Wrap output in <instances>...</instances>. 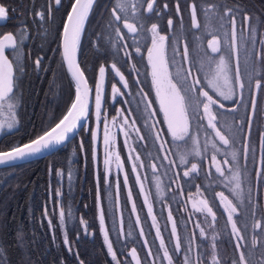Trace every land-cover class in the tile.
<instances>
[{"label": "trees", "instance_id": "obj_1", "mask_svg": "<svg viewBox=\"0 0 264 264\" xmlns=\"http://www.w3.org/2000/svg\"><path fill=\"white\" fill-rule=\"evenodd\" d=\"M71 0H61V5H54L51 9L47 8L45 0H24L19 4V0H13L14 7L17 11L22 12L19 16L26 28L19 29L20 36L14 30L21 24L16 23V18L11 16L5 23L0 26V36L6 30H11L15 36L16 48H5V54L13 66V93L11 97L15 100V117L18 126L9 132L0 135V148L9 147L22 141L28 140L34 136L37 131L51 122L63 108L69 95L68 80L61 66V56L58 46V38L65 16ZM147 0H104L105 10L94 16L92 23L88 28V40L90 42L89 49L81 58L84 69L90 74L91 66L93 70L97 63L104 58H117L118 53L114 52L118 41L117 29L121 30L120 22H116L114 13L111 9H116V14L122 19H127L137 25L138 41L142 47L148 40V25L153 21H160L159 26L162 31H167L165 19L172 17V33L168 36V50L172 52L175 48L176 54L183 58L181 45L186 41L190 46L206 53L204 45L205 38L215 30H222L227 44L229 43L226 33L229 31L227 21H224V27L220 28L219 16L223 15L225 8H234L237 5L241 7V14L245 10L251 16L259 14L264 18V0H179L180 11L176 12L177 0H156L153 5L154 9L159 8V14L155 12H146ZM195 3L197 6V21L200 28L192 25L190 15V5ZM30 3V4H29ZM135 3L137 11L133 14L131 5ZM168 7L165 9L164 4ZM124 5L127 11H122L118 5ZM25 5H28L25 9ZM37 6L44 8V19L35 17V9ZM24 8V9H23ZM203 10H208L207 15ZM262 10V12L260 11ZM259 11L262 13H259ZM20 13H17L19 15ZM28 19V21H27ZM29 31V37L26 39L28 44H24L21 49V42L24 40V32ZM17 29V28H16ZM34 32L35 36L31 39ZM192 43V44H191ZM30 46L28 48V46ZM109 45V57L97 55V50L105 49L101 46ZM193 48V47H190ZM18 53L19 60L15 54ZM49 57H53V62L46 63ZM40 59V65L36 66L35 60ZM60 59V62L58 61ZM84 60L85 63L82 61ZM22 69V70H21ZM46 69V70H45ZM26 83L28 84L26 96ZM24 93L18 94L19 90ZM17 96V97H16ZM44 102V104H43ZM41 105L43 114L41 112ZM48 161L45 158H37L27 162L17 163L14 165L0 167V264H26V259L30 264H39L34 258L30 262L27 258L25 247H19L17 242L18 233L22 232V228H28L27 220L33 219L34 236L42 241V246L36 251L37 257L40 258V264H114L112 258L107 254L102 238L100 236L98 225L94 214V195L93 182L91 178L85 179L76 172L70 171L65 173L66 192L73 188L74 194L70 199H64L66 211V229L65 233L69 241V249L62 251V255H54L50 251L54 248L48 236H41L42 231L39 227L38 217L40 214V203L46 196V186L50 182L48 173ZM17 169H20L16 172ZM64 172V171H63ZM69 173V174H68ZM68 174V178H67ZM71 184H73L71 186ZM35 193L32 194V191ZM87 197V199H86ZM80 198L84 200L80 201ZM35 203V207L32 203ZM109 208V223L112 232L116 231L114 223V202L107 199ZM88 214V216H85ZM36 218V219H35ZM35 219V221H34ZM82 219L91 222L87 228L93 231L83 230L81 224ZM31 220L29 223L31 224ZM114 225V226H113ZM131 241L138 240L136 230L131 228ZM116 240L119 238L116 233H112ZM130 235L127 236L126 242L129 243ZM47 243V244H46ZM17 244V245H16ZM39 241L37 245L39 246ZM56 247V242L53 244ZM118 258L121 264H131L125 255V244L114 241ZM47 246V249L45 248ZM58 248V247H57ZM22 249V250H21ZM55 252V251H54ZM57 252H55L56 254ZM124 257V259H123Z\"/></svg>", "mask_w": 264, "mask_h": 264}, {"label": "rangeland", "instance_id": "obj_2", "mask_svg": "<svg viewBox=\"0 0 264 264\" xmlns=\"http://www.w3.org/2000/svg\"><path fill=\"white\" fill-rule=\"evenodd\" d=\"M45 2L47 4V8L51 9V7L48 3V0H45ZM19 4H20V1H19ZM27 6L28 5H25V9ZM260 11L262 12V10H260ZM260 11H259V13H261ZM39 12L44 13V8L43 7L40 8V6L36 7L34 14H35V17L38 19H40L39 15H38ZM242 14H243V12H242ZM252 17H255V20L253 21V23L256 26V32L253 34L251 29L247 25L244 27V29H241L240 18L238 16L237 26H236V38L234 41L236 51L225 54V58L229 62V65H230L229 75L231 76L234 84H235L236 65H237L236 61H237V55L239 53V50L241 52H247V51L251 50L255 44H258V48H259L258 52L264 53V44L261 43V40H264V18L261 17L259 14H255ZM168 19H171V18L165 19L166 23H167ZM27 21H28V19H27ZM160 23H161L160 21L156 22V24H158V30H159L160 34H163L161 32V27L159 26ZM14 30L17 32L14 34H18L20 36V33H19L20 30L16 29L15 27H14ZM229 30H230V28H229ZM29 31H30V29L28 28V31H27L28 37H29ZM10 33H6V34H10ZM6 34H3L0 37V42H2L4 44V46H8V44H9L8 41L3 40V36ZM34 36H35V34L33 32L32 35L30 36L31 39L34 38ZM213 37L214 36L210 37L208 42L211 41L213 39ZM249 37L253 38L254 43H253V40L249 39ZM135 41L143 42L142 40L138 41V38H136V37H135ZM115 43L116 42H114V44ZM230 43H233L231 40V30H230ZM230 43H229V45H230ZM119 46L121 48H124L125 51L131 53V57H129V59H130L129 65L133 68V73H132V76L134 75L133 79L136 82H138L139 74L140 73L142 74L143 71L140 70L138 72L136 67L134 66L135 57L140 58L141 55H143L144 58L147 60V48L151 47V32H150V36H149V41L145 44L144 48L140 47V49H141L140 54H136V52H135V48L137 46L133 47V51H132V48L128 47L126 44V41H124V40H122L120 42ZM184 46H185L184 44L181 45L182 54H183ZM101 47L105 49V53L99 49V50H97V55L109 57L110 55L108 54V52L110 50V46L109 45H103ZM190 47L191 46L188 47L189 57H188L187 61L184 60L183 58H180L176 54L175 48L172 50L171 58H172V62H173V68H174L175 76H176L177 70H179L181 75H183L184 70L189 67V60L191 59L192 61H195L197 66L201 69L202 75H203L205 82L207 84L208 80L211 79V77L213 75V72L215 69V63L219 62L220 54L219 53H212L211 48L208 47V53L195 52V54L192 57V55L190 53ZM87 50H90L88 44H86L84 47V53ZM84 53H83V55H84ZM166 53H168L167 48H166ZM15 56H16L17 60H19L18 53H16ZM231 56L234 60V70H233V65L231 64ZM248 57L249 56H247L246 59H248ZM123 59H124V56L122 55L121 57L118 58V62L123 64L124 66H126L128 68V63L123 62ZM250 60L254 65H256V66L259 65V61L254 60V59H250ZM53 61H54L53 57H49L46 60V63H51ZM58 61L60 62V59H58ZM61 61H62V58H61ZM82 61L85 63L84 60H82ZM53 63H56V61ZM112 63L116 64V67L120 70V72L127 79V76L119 68L118 63L116 61L109 60L108 62H106V64L103 66L106 70V73H105V77H104V83L101 86V89H102V91H101L102 109H101V117H100V121H99V131H97V120L95 117V108H93V106H92V108L89 112V117H88L89 121H90L89 131L87 132L86 135H84L83 134V128H82L80 133H81V136H83L85 138L84 143L88 145L89 141H92V140L96 141V139L99 140L100 138H102V140H103L105 124H107V126H108L109 134L110 135L114 134L115 137H116V129L120 128L119 133L122 135L121 139L123 140V144L125 145L126 154H127V158H128L127 164L129 167H127L125 164V168H126L125 173H127V175H128L127 183H129V185H130V177L128 174L130 171L132 174V178H133L135 186L140 190V193L142 194V197L144 198V200L146 202L147 211H148V205L149 204L152 205V211L151 212L148 211L149 216L152 218L148 219V223H149V226L153 230L152 237L154 239H156V241H157V244H158L157 248H154L153 246H151V244L149 242L150 237L147 236V234H145V231H147V230H146L145 226H143V224L140 228H141V230H143L144 234L139 235V240H134V242L131 241L130 232H127V234H124L123 231H121L122 236L119 238L118 243L121 242V243L125 244L124 252H125V255L127 256L129 262L131 264H137V259H139L140 264H145L144 260H149V257H150V258H152L151 259L152 264H164V261L167 259V257L164 256V248L166 247L168 249L169 255L172 256L173 264H184L183 253L189 248L190 239L192 240V251L187 253V255L189 257V264H194V262L197 260H200L202 262V264H213V256L217 257L219 259L220 264H221L222 259H223V249H228L231 246H232V248L228 249V252L230 253V255L234 256L235 254H237V256H239V253L243 252L244 248L246 247V244H248V240L246 239V231H245V233H240V235L243 236L244 239L242 241H239L241 246L239 248H236L235 244H234V238L236 240H238V237H236L234 234H232V230L230 229L231 228V222L228 221V214L225 211L223 204H221L222 205L221 208L219 206H216V211H213L214 213H219L221 215V219L216 218V221L218 222V225H219L217 231L215 230L214 221L212 220L211 215L207 214L205 220H202L201 217L196 218V226L199 229V232H198L199 234L201 232V229H203V231H204L203 237H207L211 231L213 232L211 240L209 241V243L207 245L203 243L205 241H202V238L200 236H198V234H195V236H193V234L190 232V230L188 229V228H190V226L186 223V216L185 215H183V217L177 216V215H172L171 218H169L168 216L163 214L160 217H156V213L154 211L153 205H157V206H160L162 208L170 206L168 204V202L163 201V198H165L164 196L168 192L167 189H163V186H165L166 188L169 186L170 177L172 175H174L175 178H178V179L179 178H181V179L185 178V176L183 175V172L185 170H189V167L187 166V164H184L181 162L182 157L187 159L188 155L190 154V155H194L195 157L199 158L201 156L202 152L207 147L213 146V142H214L213 137L209 134L205 135L203 133V131L210 129V127L208 126V119H209L208 115L203 114L202 107H201L198 111H200V113L203 114V116L206 120L205 121L198 120L197 117L192 114L193 109L190 106L189 102L186 100L185 103H186V110L188 112L189 137L186 138L185 140H174L172 138L170 132L167 129V123L163 120L162 113L159 111L158 107L154 106L152 103H151V108L156 110L154 118L148 119V117H147V123L144 120H142V118L147 116V112H145V110H144L145 109V98H142V96L137 92L132 93L129 82H128L127 88L123 87V82L120 81V77L118 75H116L115 70L111 68ZM169 71H171L170 67H169ZM110 72L113 73V75L116 79L117 84L115 86L117 88H119L121 93H123L122 96L119 93H116L114 102L110 101V97L112 98V89H111V95H109L108 91L105 89L106 76H107V73L110 74ZM195 72H196V70L192 69L193 75H195ZM249 72H250V68H249V66H247V74ZM249 75L250 74L245 76V82L246 83H245L244 100H243L244 105H249L251 102V98H252V94L249 93L247 90L248 89V82H249V80H248ZM176 78L179 81V77L176 76ZM239 78H240V70H239ZM89 79H90L91 83L94 85V98H95L96 87L100 84L99 69L97 71L96 67H95V69L93 70V68L91 66ZM191 79H192V77L190 76L189 80H191ZM127 81H128V79H127ZM173 82L176 83L175 80H173ZM261 83H262V87H264V79L261 80ZM253 84H254V82H253ZM177 86H178V84H177ZM20 87L22 90H19L18 94L22 95V93H24V90H23V87L21 85H20ZM27 90H28V84L26 83V96H27ZM204 90L208 91L209 95L213 96L214 100H216V98H217L221 102L233 104L235 107L233 100H224L223 97H220L218 94H216L213 91V89L207 87ZM237 91H239V90L237 89ZM198 92H199V87L197 88V93ZM262 92H264V90H262L258 94H260ZM182 94H183V90H182ZM258 94H256L257 112H258V99H257ZM128 95L132 96V101L136 105V109H137L138 115H139V122H138L136 116L134 115V113L132 111H130L129 109H127V107L129 108L128 101H127ZM123 97H125L127 105L124 103ZM108 98H109V100H108ZM201 99H203V98L201 97ZM146 100H148V99H146ZM10 104L12 105V107H9ZM43 104H44V102H43ZM117 105H119V108H118V111L114 115L109 116L108 113L106 114V110H108V109L112 110ZM214 105H215V107L213 108ZM214 105L211 106V111H212V113H213V111L216 112L218 115V118L222 121V130L228 131L230 133V135H232L231 132L229 131V127H231L233 130V127L231 125V119H229V118L226 119L225 115L219 111V109L217 107L218 105L217 104H214ZM15 109H16L15 100H14V98L11 97V94H9V97L7 99L0 100V133L3 131H8L10 129H15L18 126L16 117H14L12 114V112L15 113ZM121 110H123L122 114H121ZM7 112H9V113H7ZM41 112L43 114L42 105H41ZM237 114H238V117H244L245 116V108L241 107L240 109H238ZM124 116L128 117L127 123H124V120H123ZM113 117H115L114 123H113ZM133 117L136 118L134 123H133ZM214 123H216V120L214 121ZM9 124L12 125L11 128L8 127ZM152 124L156 125L157 130H163L162 131L163 139H164V141H167L164 150H160L159 145H160L161 141L155 140L154 136L152 135V133L149 130V125H152ZM198 124L203 125V126L197 128ZM257 126H258V122H257V115H256V118L253 120V123H252V132H253L252 138H253L255 145L257 144V140H258ZM217 128H219L218 125H217ZM137 129H139V132H137ZM211 130H213V129H211ZM125 134H127V135H125ZM141 136L143 137V139H140ZM125 140L127 141V144H125ZM77 141H78V136L74 135L70 139H68L60 148H57L56 151L54 152V154L50 153V154H47V156H46V159L51 162L50 163V167H51L50 184H51V188H52V205L53 206L55 204V201L57 200V195H56V191H55L56 189L62 193L59 196V198H62V199H70L69 196L72 197L74 194L73 188H70L69 192H66V190H67L66 181H67V184H69L68 179L66 180V178H65L66 172L73 171V172H76L75 175H77L78 171L83 172V173H85V176H83L85 179L90 178L88 173L93 172V170L91 168H89L87 166V164H85L84 167H81L80 163H81V157H82V150L80 147L77 146ZM193 141H196L197 143H194ZM194 149L199 150V152H200L199 156L194 154ZM235 150H236L235 147H229V148H227V153L224 154V156L222 158L216 159L217 161L220 162V166L224 169V176L220 175V177H221L220 185H222V187L224 189H226L225 185L230 187L231 190L235 187L234 183H232V184L229 183V178L233 175V173L236 171V169L233 168V169L229 170L230 169L229 165L223 163V161L225 159H227L228 161L232 160L234 163H236L237 158L243 157V151H244L243 150V144H242V150L240 151V153H238V151L235 152ZM110 152L113 153V156H112L113 163L111 165V170H114L115 155L118 154L123 162H124V158L116 146H115V148H112ZM233 152L236 153V159L235 160L233 159V155H232ZM223 153H224L223 151L220 152L221 155H223ZM257 155H260V147H259V151H258ZM104 156H105V153H104ZM165 156H167L168 159H163V157H165ZM149 158L152 159L154 161L153 163L156 164L155 170L151 167V165L153 163H151V164L148 163L147 160ZM133 162H135L137 164L136 171L140 174L139 181L136 180V173H134L131 170ZM213 166H214L213 174L216 175L218 173L216 171V164L214 163ZM257 169H258V166H257ZM95 173L97 175L96 171H95ZM68 174H67V178H68ZM150 177H152V178L150 179ZM249 184H250V181H249ZM61 185L63 186L62 189H61ZM72 185L73 184H71V186ZM121 185H122V183L119 181V186H121ZM141 185H143V190H141ZM46 189H47V186H46ZM185 190H186V186L184 187L183 191H185ZM34 193H35V190L32 191V194H34ZM174 194L178 195L177 193H173L170 197V202H172V197ZM145 198H147V199H145ZM86 199H87V197H86ZM82 200H84V198H80V201H82ZM200 200L201 201H204V200L207 201V199H205V198L200 199ZM208 201H207L208 206L212 207ZM43 202L47 208V213H45L46 217L48 218L49 222L52 221L54 224L51 227L49 225L48 221L45 218H43L42 221H43L44 229L42 231V234H40V235L41 236H48L50 241H51V237L54 236V238L57 240L56 247L53 245L54 243L51 245L53 246L54 251L57 253L55 254V252L51 249H50V251L53 252L54 255L60 256V255H62V251L59 248H63L64 250H66L63 241H61L62 232H61V229H60L57 221L54 218H52V216L50 215V203H49L47 196L44 197ZM238 204H240V203H238ZM32 205L34 207L36 206L34 202L32 203ZM171 205H172V203H171ZM40 206H41V204H40ZM109 207L110 206H105V208L104 207L102 208L101 205L98 203V208H96L99 231L101 234L100 236L102 238V241L104 240L103 244L105 243L104 244L105 249L107 248V241L104 238V232L105 231L108 232V240L111 241V243L113 244L112 228H111L110 223H109V216H110V213L108 212L110 209ZM203 207H204V205L201 202L199 204H197V206H196V208H203ZM101 208L103 209V215H104V223L103 224H101L100 219H99L100 214H101ZM212 210H214V209L212 208ZM203 212L207 213L206 211H203ZM0 213H1V211H0ZM40 214L43 215L42 208L40 209ZM138 214H139V212H138ZM85 216H88V214H85ZM153 217H155V220H153ZM233 219H234V215H233ZM29 220H30V216L28 217V220H27L28 222L26 225L28 228H24V227L22 228V232L18 233L16 243L18 244V246L20 248L22 246L25 247L24 250H25L27 258L29 259L30 262H33V258H34V260L40 264L41 263L40 258L37 257V254L35 253L36 251H32V250H34L35 248L38 249L39 247H41L43 242L40 241L37 237H35L34 233L30 232L31 230L29 228ZM126 221L129 222V220H126ZM222 221H224V224L222 223ZM244 221H245V223L248 224V227L252 226L251 223H249L248 216L244 219ZM87 222H88V224L91 225V222H89L88 220H87ZM60 223H61L62 231L64 232V242L67 244V240L65 238V229L67 226L66 221L65 222L61 221ZM173 223H175L177 230H180L183 232L182 234H178L176 236V238H174L172 236L173 235V231H172ZM223 226H224V230H226L225 233H224V231H223V233L221 232V229ZM237 227L239 228L238 225H237ZM157 228L159 229V235H157ZM166 232L169 234V236L167 238L164 237V233H166ZM218 234H219V236H217ZM128 235H130L129 243L126 242ZM177 237L179 238V243H180V253H176L175 247H174L176 242H177ZM213 237H215V241H214L215 248L214 249L212 247ZM161 238L164 240V246L160 245ZM37 241H39V243H40L39 246L37 245ZM145 241H147V243H145ZM107 249H106V252L109 255ZM132 249L136 250V256L135 257L132 255ZM149 249H151V253H152L151 255L148 254ZM251 254L252 255H245V258L249 259L251 262L256 261L257 263H260L262 260H264V254H260L262 256H256V253H254L252 251H251ZM23 255H24L25 263L30 264L28 262V260L26 259L25 254L22 253V256ZM110 258H111V256H110ZM117 259L120 261V259L118 258V255H117ZM123 259H124V257H123ZM165 262H167V261H165ZM113 263L116 264V261L115 262L113 261ZM52 264H53V262H52ZM70 264H73V263H70ZM80 264H82V263H80Z\"/></svg>", "mask_w": 264, "mask_h": 264}, {"label": "snow or ice", "instance_id": "obj_3", "mask_svg": "<svg viewBox=\"0 0 264 264\" xmlns=\"http://www.w3.org/2000/svg\"><path fill=\"white\" fill-rule=\"evenodd\" d=\"M94 0H87V2H82V0H74L69 5L70 11L66 14V23L63 25V58L67 61L69 69H71V75L75 80V98L74 102L71 103L70 108L67 110L66 114L59 120L58 123H55L53 127H50L49 130L45 131L43 134H40L36 138L32 139L29 142L23 143L22 145L17 144L11 148L10 151L0 152V164H12L14 165L16 161H28L30 157L41 154L43 150H48L57 145L62 144L66 140L69 139V133H73L77 129H82L84 124L87 123V117L89 114V95L90 88L88 86L87 78L85 77L84 70L81 69L79 63L76 60V53L80 42L81 33L84 28V24L87 20L88 13L92 7ZM156 3V0H147L146 2V12L153 13L155 12L157 15L159 14V8L154 9L153 5ZM55 4L57 6L61 5V0H55ZM122 11H127V8L124 5H118ZM165 9H167L168 5L165 3L163 5ZM133 14L136 13L137 8L135 3L131 5ZM113 13L116 12V9H112ZM180 6L179 0L176 3V12L179 13ZM205 15H207L208 10H203ZM8 10L6 7L0 5V18L7 17ZM197 6L193 2L190 5V15L192 25L195 28H200V24L196 19ZM41 20L44 19V13H38ZM238 16L240 18V26L241 29L247 25L253 34L256 32V26L253 23L255 17L250 16L245 10L241 15V7L237 5L234 8H225L223 15L219 16L220 28L224 27V21H227V24L231 30V40L233 43H230L227 49L222 51L220 47V40L217 37H213L211 41L208 42V47L211 48L212 53H219V62L215 63V69L211 79L208 80L207 87L213 89V91L218 94L220 97H223L224 100H233L235 107L229 109V111L235 112L241 107L245 108V116L244 117H236L234 120L238 121L237 128L232 130L229 127V131L231 132V139L229 136L225 135L219 128H217L215 114L211 111V106L214 104H218L221 109L225 107L223 103H220L218 100H214L213 96L209 95V92L204 90V85H201V79L198 76L193 75L192 73V65L195 61L190 63V66L184 70L183 75H181L180 71L177 70L176 76L179 77V82L181 87L177 86V83L173 82V74L169 71V58L166 53V41L168 40L167 35L160 34L158 30V24L152 23L150 27L151 32V47L147 48V60L151 68V84L155 88L156 96L159 100L160 110L163 112L165 121L167 123V129L170 132L172 138L174 140H185L189 137V126H188V112L186 110V100L189 102L193 111L192 114L197 117L198 120H203L204 116L198 111L202 107L203 114H207L208 126L211 127L215 135L219 138V141L222 142L223 145H235L237 142H242L243 144V159L245 161L244 166L247 167V162L249 159L255 165L257 163V149L256 145L253 141V132H252V123L257 115V100L256 94L264 90L262 87L261 80L264 79V76L260 78H255V73H250L249 82H248V92L252 94L251 102L249 105H244V91H245V83L239 78V65H238V55H237V65H236V76H235V84L230 73V65L229 62L225 58L226 53L236 51L234 41L236 38V26ZM115 19L117 21H121L123 27L129 30L130 34L137 33V25L135 23L128 22L127 19L121 18L120 15H115ZM173 21L168 19L167 24L169 27L172 26ZM118 34L119 30L117 29ZM122 36V34H120ZM227 35V33H226ZM123 38V37H122ZM250 40H253L252 37H249ZM4 41H8L9 47L16 48L15 37L12 34H6L3 36ZM133 42L135 43V36H133ZM247 42V41H246ZM254 43V40H253ZM261 43L264 44V40H261ZM175 51V50H174ZM255 55L264 62V53L257 52L253 49ZM136 54H140L141 49L137 45L135 48ZM125 56L131 57V53L125 51ZM183 59L188 60V47L185 44L183 48ZM214 62V61H213ZM36 66L40 65V59L35 60ZM12 63L8 59V56L5 54V46L2 42H0V100L7 99L9 94L13 93V71H12ZM111 68L115 70L116 75L120 77V81L123 82V87H128V81L125 76L120 72V70L116 67L115 63L111 64ZM22 70V69H21ZM46 70V69H45ZM105 68L101 66L99 68V80L100 84L96 87V94L94 98V108H95V117L97 120V131H99V121L101 117V109H102V96H101V86L104 83L105 77ZM192 77L189 80V77ZM254 79V84H253ZM199 87V92L197 93V88ZM237 89L239 91H237ZM183 90V94H182ZM142 92V98L147 97V93ZM119 93L121 96L123 93L120 92L119 88L115 85H112V98L115 99V94ZM201 97L203 99H201ZM151 101L145 99V112H147L148 119H153L155 116V109L151 108ZM9 107H12L10 104ZM123 110H121L122 114ZM260 113L264 116V103L260 105ZM135 117H133V123L135 122ZM124 123L128 122V117H123ZM115 122V117H113V123ZM147 123V121H146ZM158 123V122H157ZM203 125L198 124L197 128L202 127ZM9 128L12 127L11 124L8 125ZM104 137H103V145L105 148V156L104 159V168H105V181L107 182L108 176L111 174V165L113 163L112 156L113 153L109 152V148H115V136L109 134V129L107 124L104 126ZM149 130L154 136L155 140L161 141L159 147L160 150L165 149V145L167 141H164L162 136L163 130H157L156 125H149ZM139 132V129H137ZM127 135V134H125ZM140 139H143L141 136ZM197 143L196 141H193ZM125 144L127 141L125 140ZM83 141L80 143L81 149H83ZM213 147H216L215 143ZM260 147V155H259V169L255 171L253 175V180L256 185L259 187L264 185V132L260 134L259 140ZM134 151V150H133ZM217 151H220L217 148ZM194 154L199 156L200 152L198 149H194ZM233 159H236V153L233 152ZM93 156L95 159V151H93ZM163 159H168L167 156L163 157ZM213 162L216 164V171L224 176V169L220 166V162L216 160V156H212ZM182 163L188 164V160L182 157ZM122 160L118 154L115 155V166L117 169L122 167ZM224 164H228L229 161L225 159L223 161ZM142 166V165H141ZM151 167L155 170L156 164L153 163ZM137 164L135 162L132 163L131 170L136 173V180L139 181L140 174L136 171ZM231 170V169H229ZM198 171V166L196 163H191L190 169L185 170L183 175L185 177L189 176L191 173H196ZM178 175V174H177ZM124 182L127 184L128 175L124 174ZM229 183H234L235 187L232 189L238 203L243 205L244 203V194L241 189L240 183V171L239 166H237V170L233 173V175L229 178ZM117 189L119 187V178L116 179ZM227 187V185H225ZM141 190H143V185H141ZM129 195H131L129 189ZM216 195L220 197L222 204L224 205V209L228 214V221L231 222L232 234L238 237V241L235 244L236 248H239L241 245L239 241L244 239L243 236L240 235L241 229L237 227V221L233 219V215L237 213V206L233 204L232 200L228 198L224 194V192H219ZM147 199V198H145ZM248 204L252 209V215L255 216V208L257 205L253 202V190L250 186L248 188L247 194ZM204 205L203 208H198L197 211H206L209 215L212 216V220L215 221L216 215L212 210V207L208 206L206 200L201 201ZM133 209H135V204H133ZM148 211H152V205H148ZM244 211H247L246 209ZM61 221H63L64 212L61 211L59 213ZM169 218H171V214H169ZM100 222L104 223V215L103 209L101 208L100 214ZM155 220V217H153ZM243 228L247 229L248 224L243 223L241 225ZM261 224L257 221L254 225L255 229H260ZM143 231V230H141ZM173 233L176 231L175 223H173L172 227ZM157 235H159V229L157 228ZM264 235V233H262ZM195 236V233H193ZM200 236H204V231L201 229ZM104 238L107 241V248L109 253L111 254L113 260L116 261V264H120V261L117 259L116 252L113 250V246L111 241L108 240V232H104ZM215 237H213V249L215 248ZM147 243V241H145ZM252 243H256L255 236L252 239ZM160 245L164 246V240L161 238ZM175 252L180 253V243L179 238L177 237V242L175 244ZM247 247V246H246ZM192 251V240L189 241V248L183 253L184 264H189V257L187 255L188 252ZM149 255H151V249H149ZM132 255L136 256V250L132 249ZM164 256L168 258V264H173L172 256L169 255L168 249L164 248ZM137 264H140L139 259H137ZM194 264H202L200 260L194 262ZM213 264H220L219 259L213 256ZM231 264H252V262L245 258L244 252L239 253V262L236 260H232ZM260 264H264V260L260 262Z\"/></svg>", "mask_w": 264, "mask_h": 264}, {"label": "flooded vegetation", "instance_id": "obj_4", "mask_svg": "<svg viewBox=\"0 0 264 264\" xmlns=\"http://www.w3.org/2000/svg\"><path fill=\"white\" fill-rule=\"evenodd\" d=\"M19 1H20V3L24 2V0H19ZM33 1H35V0H30V3H32ZM2 2L7 5L10 16H13L16 18V23L21 24V21H23V20L19 16H21L22 12L17 11V13H20L19 15H17L16 9L14 8L16 5L12 3L13 0H2ZM48 3H49L51 8L54 5H56L55 0H48ZM10 18H9V20H10ZM23 27L26 28L24 24H21L19 27H16V28L22 29ZM23 32H24V35H23L24 40H23V42H21V47H20L21 49L23 48L24 44H26V43L28 44V41L26 40V39H28V32L26 30ZM6 33H10L14 36V34L11 30H6L4 33L1 34V36L3 34H6ZM120 39H121V36L119 37V40ZM86 44H88V46L90 44L88 37L84 42V46ZM29 47L30 46H28V48ZM115 47L116 48H114V52L118 53V57L116 59L115 58H104L103 60L104 61H109V60L117 61V59L123 55L124 56L123 62H127L128 68L130 69L129 70L126 67V70H127L126 75H127V77L133 78L134 77V75L132 76L133 68L129 65L130 59H129V57L125 56L124 48H121L119 45H116ZM5 48H9V46H5ZM132 51H133V48H132ZM262 67H264V65H262ZM263 75H264V72L260 73V75H258V76H255V78H260ZM200 79H201V83L205 85V83H203V78L200 77ZM106 80H108L107 84H106V88H107L109 95H111L112 85L117 84L116 79H115L112 72H110V74L107 76ZM253 82H254V79H253ZM136 84L139 88V85L137 82H136ZM257 99H258V112H257V122H258L257 136H258V140H257V144H256V149H257V154H258L260 134H261V132H264V116H262L260 113V105H261V103H264V92L258 94ZM108 100H109V98H108ZM110 101L114 102L115 99H112L110 97ZM123 101L127 105L125 97H123ZM127 101H128V105H129V108L127 107V109H129L130 111H132L134 113V115L136 116V118L139 122L138 111L136 109V105L132 102L131 96H127ZM222 103L225 105V107L223 109H221L219 106H217V107H218L219 111L225 115L226 119H228V118L231 119V125H232L233 130H234L237 128V125H238V121L234 120V118L238 117L237 111H235V112L229 111L230 108L234 107L233 104H228L226 102H222ZM214 107H215V105L213 106V108ZM118 108H119V105L115 106L112 110L108 109V110H106V114L108 113L109 116H112L118 111ZM213 114H215V116H216V124L218 125L220 130L224 134L228 135L229 138L231 139L230 133L228 131L222 130V121L218 118L217 113L213 111ZM142 120H144L146 122L147 116L142 118ZM205 120L206 119L203 118L202 121H205ZM89 128H90V123H88L87 127L84 129V132L86 134L89 131ZM119 129L120 128L116 129L115 146L117 147L119 152L122 154V156L124 158V162L122 161L123 163H122V167L120 169H117L116 166H114V170H111V174L108 176L107 182L105 181V168H104V163H103L104 159L106 158V156H104L105 148L103 145L102 138L97 140V153H98V164H99L98 168H99V173L102 176L105 184H107L111 179H117V177L119 178V181L122 182V171L124 173L126 171L125 164L127 167H129L127 164L128 158H127V154H126L125 145L123 144V140L121 139L122 135L119 133ZM211 129L212 128L210 127L209 130H205V131H203V133L205 135L209 134L213 137V140H214L213 144L215 143L216 147H213V146L207 147L202 152V154L199 158L195 157L194 155H190V154L188 155L187 166L190 169L191 163H196L198 166V171L196 173H190L189 176H187L183 179L175 178V176L172 175L170 177L169 186L167 188L165 186H163V189H167V191H168L167 194L164 196L165 198H163V201L168 202V204L173 208L172 209L173 215H177V216H181V217H183V215H185L186 216V223L190 226V232L192 234L195 233V234H198V236H200V234L198 233L199 229L196 226V218L201 217L202 220H205L207 214L204 212H201V211H197L198 208H196V206H197V204H199L201 202V200H199V196L202 195L205 199H207V201L209 200L208 202L211 203V205L214 207V210L216 211V206H219L220 208L222 207V205H221L222 202L220 200V197L216 194L219 192H224V194L226 196H228V198L230 200H232L233 204H236V206H237V213L234 214V219L237 221V225L241 229L240 233H245V231H246V239L248 240V244H246L247 253L249 255H252L251 254V251H252V252L256 253V256H262L260 254H264V235H262V233H264V185H261L258 187L255 184V181L253 180V175H254L255 171L257 170V166H258L259 155H257V163L254 165L253 162L251 161V159H249V161L247 162V167L244 166L245 161H244L243 157L237 158L236 163H234L232 160H229L228 165H229L230 169L235 168L237 170V166H239L240 183H241V189L243 190V194H244V203H243V205L238 204V201H237L233 191L230 189V187L227 186V187H225L226 189H224L222 187V185H220V182H221L220 174L219 173H217L216 175L213 174L214 162L212 160V156L215 155L216 159L222 158L224 156V154L227 153V148H229V147H235L236 148L235 152L238 151V153H240V151L242 150V142H237L235 145H227V146L223 145L222 142L218 141L219 139L215 135L214 130H211ZM91 146H92V141H89V152H91ZM217 148H219L220 151H217ZM111 149L112 148H109L108 151L110 152ZM221 151L224 152L223 155L220 154ZM147 161L149 164L154 162L150 158ZM128 174L130 177V184L133 187H135L131 172L129 171ZM151 178L152 177H150V179ZM249 181H250V184H249ZM230 184H232V183H230ZM185 186H186V190L183 191ZM250 186L252 187V190H253V202L257 205V207L255 208V216L252 215V209L249 206L248 199H247L248 188ZM132 191H133V189H132ZM173 193H177L178 195L174 194L172 197V202H170V197ZM171 203H172V205H171ZM141 206L143 208L142 203H141ZM245 209L247 211H244ZM50 212L52 213L53 218L59 224V227H60L61 232H62V227H61V223H60L61 219H60L58 211L54 209V207L52 205V201L50 202ZM143 212L145 215V219L142 220V224H143V226H145V228L147 230V231H145V234H147V236L150 237L149 242H150L151 246H153L154 248H157L158 244H157L156 239H154L152 237L153 230L149 226L148 219L146 217L144 209H143ZM216 214H217V218L221 219V215L219 213H216ZM157 215H158V217H160L161 215H163V213L158 210ZM247 216L249 218V223H251V225L253 227L250 226V227H247V229H245L241 225L243 223H245L244 219ZM35 219H34V221H35ZM37 221L39 223V227H42V219L40 217H38ZM257 221H259L261 224L260 229L254 228V225ZM222 223L224 224V221H222ZM52 224H54V223L52 222ZM132 224L135 227L134 223H132ZM214 225H215V230L217 231L218 227H219L218 222L214 221ZM82 228L85 232H89L91 235L93 234V231L89 230L87 228V226L82 227ZM223 231H224V233L226 231V230H224V226L221 229L222 233H223ZM30 232L33 233V230H31ZM212 235H213V232L211 231L207 237H201V236L200 237L202 238V241H205L203 243L207 245L209 243V241L211 240ZM62 236H63V233H62ZM217 236H219V234ZM254 236L256 238L255 244L252 243V239ZM137 237L139 240L138 233H137ZM51 241H57V240L53 236V237H51ZM114 241H116V240H114ZM117 243H118V240H117ZM113 246L115 248L114 242H113ZM45 248L47 249V246ZM228 249H223V255L224 256H227ZM151 259L152 258L149 257V260H144L145 261L144 263L145 264H152Z\"/></svg>", "mask_w": 264, "mask_h": 264}, {"label": "water", "instance_id": "obj_5", "mask_svg": "<svg viewBox=\"0 0 264 264\" xmlns=\"http://www.w3.org/2000/svg\"><path fill=\"white\" fill-rule=\"evenodd\" d=\"M72 2H74V0H73ZM82 2H85V3H86L87 0H82ZM94 2H95V0H94ZM93 4H94V3H93ZM93 4H92V6H93ZM91 8H92V7H91ZM90 10H91V9H90ZM69 11H70V8L68 9L67 13H68ZM89 13H90V11H89ZM89 13H88V15H89ZM87 18H88V17H87ZM4 19H5V18H0V22L4 21ZM65 23H66V17H65V19H64L63 25H64ZM84 25H85V24H84ZM62 34H63V27H62V31H61V35H60V47H61V54H62V58H63V46H62L63 35H62ZM162 35H164V34H162ZM77 53H78V49H77ZM77 53H76V60H77ZM63 62H64V64H65V66L67 67V69H69L68 64H67V61L64 60V58H63ZM77 62H78V60H77ZM80 67H81V66H80ZM81 69H82V68H81ZM150 69H151V68H150ZM69 71H70V73H71V69H69ZM84 74H85V73H84ZM85 77H86V76H85ZM73 79H74V78H73ZM74 81H75V80H74ZM154 90H155V88H154ZM155 93H156V91H155ZM74 98H75V95H74ZM74 98H73L72 102H74ZM72 102H71V103H72ZM70 105H71V104H70ZM69 108H70V106H69ZM69 108H68V109H69ZM68 109H67V110H68ZM66 112H67V111H66ZM66 112H65V114H66ZM65 114H64V115H65ZM64 115H63V116H64ZM63 116H62V117H63ZM62 117H61V118H62ZM61 118H60V119H61ZM60 119H59V120H60ZM58 122H59V121H58ZM58 122H57V123H58ZM75 131H76V130H75ZM75 131H74V132H75ZM74 132H73V133H74ZM73 133H69L68 135L71 136ZM33 139H34V138H33ZM31 140H32V139H31ZM31 140H28V141H26V142H29V141H31ZM26 142H23V143H26ZM23 143H21L20 145H22ZM57 146H59V145H57ZM57 146H55V147H57ZM55 147L50 148V149H48V150H43L42 153H41V154H38V155H42V154H44V153H46V152H49L50 150L54 149ZM11 148H12V147H11ZM11 148L0 150V152H7V151H10ZM38 155H36V156H38ZM33 157H35V156H33ZM30 158H32V157H30ZM30 158H29V159H30ZM20 161H23V160H20ZM16 162H18V161H16ZM0 165H3V164H0Z\"/></svg>", "mask_w": 264, "mask_h": 264}]
</instances>
